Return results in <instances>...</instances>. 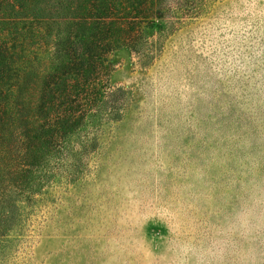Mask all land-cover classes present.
Instances as JSON below:
<instances>
[{
    "label": "rangeland",
    "instance_id": "1",
    "mask_svg": "<svg viewBox=\"0 0 264 264\" xmlns=\"http://www.w3.org/2000/svg\"><path fill=\"white\" fill-rule=\"evenodd\" d=\"M154 3L82 162L9 196L0 264H264V0Z\"/></svg>",
    "mask_w": 264,
    "mask_h": 264
},
{
    "label": "trees",
    "instance_id": "2",
    "mask_svg": "<svg viewBox=\"0 0 264 264\" xmlns=\"http://www.w3.org/2000/svg\"><path fill=\"white\" fill-rule=\"evenodd\" d=\"M153 6L0 0V237L9 196L32 201L60 170L67 178L82 162L95 141L89 123L103 111L108 56L133 46Z\"/></svg>",
    "mask_w": 264,
    "mask_h": 264
}]
</instances>
